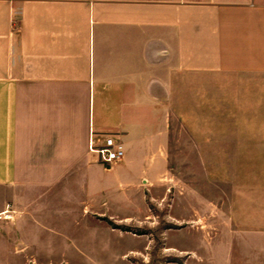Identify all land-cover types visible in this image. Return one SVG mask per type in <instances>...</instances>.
I'll list each match as a JSON object with an SVG mask.
<instances>
[{
  "label": "crops",
  "instance_id": "1",
  "mask_svg": "<svg viewBox=\"0 0 264 264\" xmlns=\"http://www.w3.org/2000/svg\"><path fill=\"white\" fill-rule=\"evenodd\" d=\"M221 77L264 110V0H0V218L43 191L115 214L104 174L134 204L168 179L184 104ZM105 135L126 149L112 168L90 151Z\"/></svg>",
  "mask_w": 264,
  "mask_h": 264
},
{
  "label": "rangeland",
  "instance_id": "2",
  "mask_svg": "<svg viewBox=\"0 0 264 264\" xmlns=\"http://www.w3.org/2000/svg\"><path fill=\"white\" fill-rule=\"evenodd\" d=\"M240 85L201 83L183 109L195 124L175 127L168 179L134 204L104 174L115 214L83 216L75 191H43L0 218V264H264V110L241 109Z\"/></svg>",
  "mask_w": 264,
  "mask_h": 264
},
{
  "label": "built area",
  "instance_id": "3",
  "mask_svg": "<svg viewBox=\"0 0 264 264\" xmlns=\"http://www.w3.org/2000/svg\"><path fill=\"white\" fill-rule=\"evenodd\" d=\"M90 151L96 154L105 168H112L120 163L126 155L125 145L114 135H105L96 139L93 136Z\"/></svg>",
  "mask_w": 264,
  "mask_h": 264
}]
</instances>
